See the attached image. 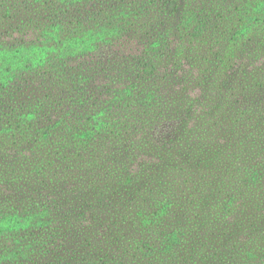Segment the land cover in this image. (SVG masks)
<instances>
[{
  "label": "rangeland",
  "instance_id": "obj_1",
  "mask_svg": "<svg viewBox=\"0 0 264 264\" xmlns=\"http://www.w3.org/2000/svg\"><path fill=\"white\" fill-rule=\"evenodd\" d=\"M145 1L148 33L68 62L54 119L0 142V214L77 264H264V0Z\"/></svg>",
  "mask_w": 264,
  "mask_h": 264
},
{
  "label": "trees",
  "instance_id": "obj_2",
  "mask_svg": "<svg viewBox=\"0 0 264 264\" xmlns=\"http://www.w3.org/2000/svg\"><path fill=\"white\" fill-rule=\"evenodd\" d=\"M104 3L105 8L100 6ZM148 5L145 0H0V142L26 136L36 123L54 119L56 105L46 88L53 81H69L68 62L79 61L81 71L83 62L99 56L101 49L130 44L132 33L138 35L143 27L148 33L153 25ZM244 18L252 23L260 19L252 14ZM52 59L59 73H40ZM25 214L16 223V216L0 214V264H77L64 241L37 234Z\"/></svg>",
  "mask_w": 264,
  "mask_h": 264
}]
</instances>
